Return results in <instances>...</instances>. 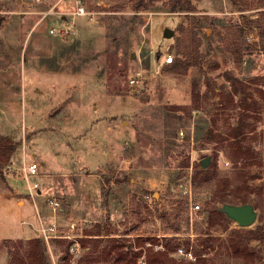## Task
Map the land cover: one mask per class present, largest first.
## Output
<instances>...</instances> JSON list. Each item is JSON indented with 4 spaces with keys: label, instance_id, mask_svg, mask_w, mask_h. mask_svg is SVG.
<instances>
[{
    "label": "rangeland",
    "instance_id": "1",
    "mask_svg": "<svg viewBox=\"0 0 264 264\" xmlns=\"http://www.w3.org/2000/svg\"><path fill=\"white\" fill-rule=\"evenodd\" d=\"M262 1L191 0L203 59L175 75L163 72V62L175 57L176 37L182 35L178 27H189L191 19L167 12L162 0L138 12L130 0H0V135L17 142L27 162L33 153L36 162H46L47 173L52 166L73 175L102 172L109 185L104 189L121 200L109 213L127 222L111 225L118 240L134 244L124 235L131 227L160 234L178 223L179 235L191 244L214 241L204 254L209 264H240L218 246L243 227L215 209L251 204L256 219L245 229L264 223V52L258 45L261 27L252 22L264 11ZM81 7L85 14L77 15ZM236 25L245 29L246 43L248 37L256 40L240 65L225 50L227 29ZM51 29L63 32L51 34ZM166 29L172 30L169 37ZM233 78L242 87L227 102ZM242 93L253 108L248 116L239 106ZM240 119L252 160L232 159L226 144L202 142L208 129L226 133ZM206 157V174L196 176ZM3 172L16 190L28 189L17 168ZM3 178L0 228L5 224L11 232L0 229V264H20L17 253L22 255L28 238L35 237L34 225L15 222L9 214L18 196H4L13 190ZM128 194L142 203L146 195L160 203L152 202V211L128 224L120 216L129 210ZM49 197L61 199L52 195L45 201ZM195 203L200 209L190 215ZM76 227L71 235L86 228ZM53 241L46 244L50 262L68 263L69 240ZM84 243L88 249L75 264H110L112 255H100L105 239ZM255 249L260 256L253 264H264V246Z\"/></svg>",
    "mask_w": 264,
    "mask_h": 264
},
{
    "label": "trees",
    "instance_id": "2",
    "mask_svg": "<svg viewBox=\"0 0 264 264\" xmlns=\"http://www.w3.org/2000/svg\"><path fill=\"white\" fill-rule=\"evenodd\" d=\"M158 1L161 0H130L132 10L135 12L153 8ZM262 2L264 6V0ZM162 6L169 13H184L191 19L189 27L182 25L178 27L182 35L181 37H176V44L173 47L175 57L171 63L165 64L163 67L164 73L183 75L190 67L198 66L203 59V55L199 50L202 40L198 37L197 33V27L200 22L193 17L196 8L191 3V0H162ZM252 22L261 27V32L258 35V45L259 51L264 52V11H261L259 16ZM173 48L171 49L172 51ZM251 49L253 47L246 43V31L242 26L236 25L232 29H227L225 50L232 57L234 63L240 65L243 62L244 55L247 52H251ZM231 81L232 91L226 92L225 96L223 95L227 102H232L234 96L240 92L239 87H242L240 81L234 78ZM243 93L240 95L238 102L243 111L242 115H247L253 108ZM245 127L243 119H240L226 133L214 132L210 128L203 135L202 142L220 145L226 144L225 148L231 154L232 159L252 160L251 149L244 145ZM16 148L17 143L11 138L0 135V168L10 161L11 155ZM208 166L202 167L200 165L196 169L195 175L206 174ZM0 175H2L1 171ZM135 199H133L134 205L132 204V213L134 215H140L141 210L152 211V208L147 205L146 201L142 203L138 198L136 201ZM153 202L157 205L160 203V199L154 198ZM215 213L227 222H232L220 209H215ZM170 230V232H164L160 237L144 236L136 238L134 244L118 240L119 238L109 237V231L105 229L93 228L86 230L85 235L107 236L106 238H99L107 241L100 255H112L110 264H138L140 259L143 260V264H209L211 262V259H206L204 254H207L211 248H214L212 243L214 241L212 239H201L198 245H193L188 238L179 235L181 228L178 223L171 226ZM86 240L81 239L82 246H85L84 241ZM146 242H149L151 247H144ZM254 243L257 244V247L264 246V223L257 224L249 229L239 228L232 230L227 239L219 243L218 250L223 249L228 257L235 259L236 262H241L240 264H253L255 256L258 258L260 256L259 251L255 249L257 247H253ZM152 245H161L163 250H155ZM199 245L202 247L201 249H199ZM180 247L185 251H190L194 260L173 257L172 255L177 254V249ZM17 255L19 256L17 260H19L20 264H52L48 257L46 243L39 236L28 239L23 254L21 255L18 252Z\"/></svg>",
    "mask_w": 264,
    "mask_h": 264
},
{
    "label": "crops",
    "instance_id": "3",
    "mask_svg": "<svg viewBox=\"0 0 264 264\" xmlns=\"http://www.w3.org/2000/svg\"><path fill=\"white\" fill-rule=\"evenodd\" d=\"M36 158V154L33 153L32 159L27 162L28 160L25 151L19 148L17 143V148L11 155L10 161L6 165H2L0 168V171L2 172L0 178L4 177V183L5 185L7 184L6 187L8 189L10 187L13 190V193L7 192L4 196L11 199H13L14 195L18 196V201L16 202L15 209H9V214L14 217L15 222L20 221L31 226L34 225L32 228L34 230L35 236H38V227L40 225H50L52 223H56L58 227L65 231H69V225L73 223L75 225H84L86 228L82 229V237L79 238L80 240H94L97 238L99 239L102 237H107L85 235L86 230H90L93 228L108 230V233L110 235L109 237L117 236L113 233L114 230L112 231V226H120V224L122 225L124 219L119 220L118 215L114 216L112 213H109V209L111 206H116L117 204H119L121 200H118L119 195L117 192L107 193V190L104 189L109 185H104L101 176L102 172L99 174L73 175L72 173L60 171L55 166H52L51 168H49L50 171L47 173L46 171L48 170V168L46 167V162H36ZM30 162L37 163L38 177L40 176L44 178L43 180L38 181V183H40L39 189L36 191L33 199H31L29 191L28 189L26 190V187L24 189L16 190L14 184L10 183L7 175L3 176L4 168H7L9 166L19 168L23 165L29 164ZM100 171H102V169ZM25 184L27 185L26 181ZM52 195L61 198V208L55 215L51 213L45 201V198L47 196ZM135 198L136 197H131L128 194L127 201L129 202L130 206L129 210H121L122 212L120 216L125 215L128 224L131 223L132 220H136L137 222H139L142 220L143 216H145L144 210H141L140 215H134L132 213V206L134 205L133 199ZM108 213L109 218L106 217ZM37 220L38 224H36ZM124 223L127 222L124 221ZM0 229L4 234L11 232V230L8 229L5 224H3ZM124 235L134 239L135 241L136 238L144 236L160 237L163 235V233L159 234L144 232L140 231V229L131 227L130 230ZM53 242L57 243L58 241ZM83 248L87 250L88 246H83Z\"/></svg>",
    "mask_w": 264,
    "mask_h": 264
},
{
    "label": "built area",
    "instance_id": "4",
    "mask_svg": "<svg viewBox=\"0 0 264 264\" xmlns=\"http://www.w3.org/2000/svg\"><path fill=\"white\" fill-rule=\"evenodd\" d=\"M84 11L83 8H78L77 10V15H84ZM61 32L63 31H56L54 29L50 30L51 34H61ZM248 40V45H253L256 40L251 41V37L247 38ZM173 57L168 56L164 59V64H169L172 62ZM130 84H135L136 81L131 79ZM180 136L183 135V131L179 132ZM23 175V178L25 179V181L28 184V191H29V195L31 196V199L34 198V195L36 193V191L39 189V183L35 180L36 177L38 176V165L35 162H30L29 164L23 165L19 168H17ZM33 179V180H32ZM145 201L147 202V204L149 205V207L151 206L152 202H153V198L146 195L144 197ZM47 206L50 209L51 213L53 215L57 214V212L60 210L61 208V202L58 198L55 197H49L46 200ZM200 209V205L199 204H191L189 207V212L190 215H196V213L199 211ZM76 227V225L70 224L69 225V231H65L63 229H61L60 227H58V225H56V223H52L50 225H40L38 227V235L39 237H41V239L48 245L50 240H69L70 244L68 246V255H69V261L68 263H63V259H61L60 261H55L53 260V264H75L77 262V260L80 258V254L81 251L84 249L78 239L81 236V234H70L69 232H72V230H74ZM147 247H151V244L149 242L145 243ZM152 247L155 250H163V247L161 245H152ZM177 253L189 260H194V257L192 255V253L190 251H185L183 248H178L177 249ZM139 264H143V260L140 259Z\"/></svg>",
    "mask_w": 264,
    "mask_h": 264
},
{
    "label": "water",
    "instance_id": "5",
    "mask_svg": "<svg viewBox=\"0 0 264 264\" xmlns=\"http://www.w3.org/2000/svg\"><path fill=\"white\" fill-rule=\"evenodd\" d=\"M164 34L169 37L172 34V30L166 29ZM209 162H210V158L206 157L205 159L200 161V165L202 167H207ZM156 195L158 194H155V196ZM220 210L225 214V216L228 219H230L232 222L236 223L238 226L243 228L251 226L256 219V211L251 204H243V205L224 204L220 208Z\"/></svg>",
    "mask_w": 264,
    "mask_h": 264
}]
</instances>
